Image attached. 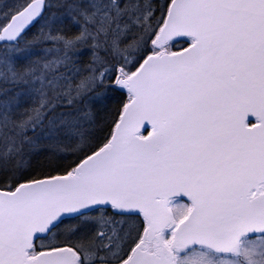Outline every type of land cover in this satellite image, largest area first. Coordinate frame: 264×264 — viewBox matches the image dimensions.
Masks as SVG:
<instances>
[{
	"label": "snow or ice",
	"instance_id": "1",
	"mask_svg": "<svg viewBox=\"0 0 264 264\" xmlns=\"http://www.w3.org/2000/svg\"><path fill=\"white\" fill-rule=\"evenodd\" d=\"M0 264H264V0H0Z\"/></svg>",
	"mask_w": 264,
	"mask_h": 264
}]
</instances>
